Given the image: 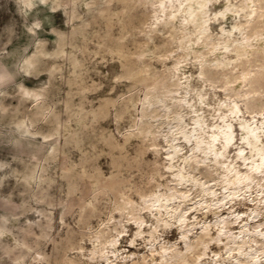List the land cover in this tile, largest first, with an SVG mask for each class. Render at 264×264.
I'll return each mask as SVG.
<instances>
[{
  "label": "clouds",
  "instance_id": "clouds-1",
  "mask_svg": "<svg viewBox=\"0 0 264 264\" xmlns=\"http://www.w3.org/2000/svg\"><path fill=\"white\" fill-rule=\"evenodd\" d=\"M5 150L0 264H264V0H0Z\"/></svg>",
  "mask_w": 264,
  "mask_h": 264
},
{
  "label": "rangeland",
  "instance_id": "rangeland-1",
  "mask_svg": "<svg viewBox=\"0 0 264 264\" xmlns=\"http://www.w3.org/2000/svg\"><path fill=\"white\" fill-rule=\"evenodd\" d=\"M8 103H12L11 101H9ZM7 155V151H0V159H3L5 156ZM215 250V248H213ZM134 250V249H132ZM140 251H143V249H141ZM216 251V250H215Z\"/></svg>",
  "mask_w": 264,
  "mask_h": 264
},
{
  "label": "bare ground",
  "instance_id": "bare-ground-1",
  "mask_svg": "<svg viewBox=\"0 0 264 264\" xmlns=\"http://www.w3.org/2000/svg\"><path fill=\"white\" fill-rule=\"evenodd\" d=\"M129 251H135V249L134 250H132V249H129ZM213 251L215 252V250L213 249ZM141 252H143V251H141Z\"/></svg>",
  "mask_w": 264,
  "mask_h": 264
}]
</instances>
